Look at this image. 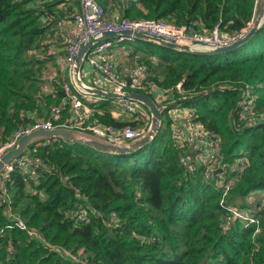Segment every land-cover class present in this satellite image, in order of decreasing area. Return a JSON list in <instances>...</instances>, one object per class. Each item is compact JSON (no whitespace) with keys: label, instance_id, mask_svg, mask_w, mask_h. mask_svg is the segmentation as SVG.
I'll use <instances>...</instances> for the list:
<instances>
[{"label":"trees","instance_id":"1","mask_svg":"<svg viewBox=\"0 0 264 264\" xmlns=\"http://www.w3.org/2000/svg\"><path fill=\"white\" fill-rule=\"evenodd\" d=\"M96 1L108 18L117 13L201 31L218 25L229 36L244 29L257 8V0ZM78 8V0H0V147L38 119L71 126L67 98L56 83L42 88V74L46 57L62 61L67 53L55 39L56 21H70ZM145 43L155 47L147 54L159 59L149 60L153 72L145 85L169 90L160 104L191 103L196 119L220 137L221 171L205 181L194 155L187 160L196 171L181 166L180 156L189 157L190 149L178 147L166 120L148 145L127 154L59 139L33 143L24 154L39 159L36 175L15 169L5 188L12 211L56 248L7 226L0 188V264H264V22L225 53L192 55ZM61 75L59 84L69 79V69ZM93 103V117L104 124L140 122L116 119L114 100ZM245 104V119H239ZM235 209L258 222L235 221Z\"/></svg>","mask_w":264,"mask_h":264},{"label":"built area","instance_id":"2","mask_svg":"<svg viewBox=\"0 0 264 264\" xmlns=\"http://www.w3.org/2000/svg\"><path fill=\"white\" fill-rule=\"evenodd\" d=\"M78 11L73 15L70 21L64 22L57 20L55 27V39L63 42L66 45L67 53L62 59L63 68L69 69V79L62 83V89L65 93V97L68 100L70 122L71 126L64 125L65 127H74L80 130L90 132L91 134L105 139L113 143H122L130 139L138 138L142 135L148 126L150 115L147 108L136 100L130 99H118L115 100L118 105V109L129 117L128 120L138 119L140 122L135 126L124 125L122 127H115L109 124H104L93 117V109L84 103L86 96L78 93L73 87L71 81L70 70L75 56L86 41L88 36H99L104 31H129L144 33L149 36L158 37L165 41L185 44L189 46H195L200 48H213L219 46L229 45L241 38L247 30L250 28L252 21L236 33L234 36H229L225 31L221 30L218 25L213 26L210 30L201 31L195 28L193 25H175L173 23L165 22L163 20L152 18H140V19H127L121 17L106 16L104 7L96 0H78ZM134 42L133 36L120 35L116 38L101 41L95 43L87 52L85 57V64H88L92 75L88 84L97 83L99 87L110 89L113 91L132 90L141 92V90L147 89L153 94V99L160 104L159 101L164 100L168 96V89L161 88L156 84L145 85L144 80L148 75V66L144 63H138L132 65L123 76H119L116 70L115 62L113 61L109 50L112 46H119L122 41ZM43 58V57H41ZM46 57L45 60H47ZM50 88V87H49ZM48 89V86L45 87ZM177 92L181 93V82L175 85ZM170 96V95H169ZM173 100V99H172ZM170 101V100H169ZM251 102V99L247 101V104ZM245 104L238 113L239 119H245L248 106ZM184 106L183 101L177 102L163 111V118L166 120L174 137L179 138L178 147L183 149V146L195 145L199 142L202 145V150H206V157L202 159V175L205 181H211L213 171L219 168L220 164V137L214 132L208 130L205 125L196 119L194 110L191 107H183L179 111L181 120L173 121L175 110L178 106ZM175 109V110H174ZM52 113L54 118H60V114L55 107H52ZM184 131H175L172 129L174 123H178ZM234 124V119L232 120ZM54 126L50 119L36 120L32 125L26 128H17L13 135L0 147V154L13 147L16 140L20 135L36 128H53ZM197 146L193 147L196 148ZM200 147V146H199ZM190 149V148H189ZM40 163L39 159L32 157L29 154H21L19 157L13 159L7 164L1 173L0 188L2 194H4L6 200L5 212L7 218H10L11 222L8 223V227L16 226L26 231V235L29 237H37L41 243H45L49 248H56L55 246L47 243L43 236L36 234L31 229L26 227L25 221L18 216L11 209L10 197L5 188V182L9 180L10 173L15 169H22L24 172L33 177L36 175L35 167ZM181 166L186 167L192 171H196L198 167L195 164L188 162L187 157L182 154L179 158ZM219 182H216L213 186L215 188ZM226 187V186H225ZM235 221L254 223L257 218L251 215L249 212L243 210H233L232 212ZM258 222V221H257ZM62 254L70 256L72 259L75 257L68 250H61Z\"/></svg>","mask_w":264,"mask_h":264},{"label":"water","instance_id":"3","mask_svg":"<svg viewBox=\"0 0 264 264\" xmlns=\"http://www.w3.org/2000/svg\"><path fill=\"white\" fill-rule=\"evenodd\" d=\"M264 22V0H257V8L252 24L247 32L235 42L219 47L200 48L185 44H176L165 41L158 37H153L139 32L129 31H104L99 36H88L86 41L79 48L70 70L71 81L73 87L78 93L94 99L100 98L105 100L130 99L136 100L143 104L150 115L149 123L145 131L138 138L130 139L122 143H113L105 139L97 137L90 132L72 127L58 126L53 128H36L23 133L18 137L13 147L6 149L0 154V178L5 166L13 159L29 150V146L33 143L59 139L65 142L82 144L95 151L106 154H127L132 153L146 145H148L158 134L163 121V111L173 104L184 100L185 98H177L162 104H158L150 95L132 90L113 91L103 87L95 86L86 83L81 77V69L83 67L85 57L88 50L95 44L101 41L116 38L120 35L133 36L135 39L143 42H151L155 45L166 47L178 52L189 53L192 55H211L225 53L234 50L246 43L261 27ZM208 93V91H206ZM65 96V94H63ZM221 171V168H216L213 173Z\"/></svg>","mask_w":264,"mask_h":264},{"label":"rangeland","instance_id":"4","mask_svg":"<svg viewBox=\"0 0 264 264\" xmlns=\"http://www.w3.org/2000/svg\"><path fill=\"white\" fill-rule=\"evenodd\" d=\"M121 46L125 47L124 49L122 48L121 53H119L121 58H122V60L125 61L124 63L128 64L129 66L134 65V64H138V63L146 64L148 66V68H149L148 69V75H147V78H148L153 72V66L149 65V60H153L154 62H157L159 60L156 52L154 53L155 55H150V54L148 55L147 54L148 52L154 51V48H155L154 45L147 44V43H145V42H143L141 40L135 39V41L132 42V43L129 42V41L124 40V41H122ZM43 65H44L45 69H44V73L42 74V79H43L42 88H43V86H44V88L47 87V86L51 87L50 82L51 83H56L57 88H59L61 90V92L63 94H65L63 89H62V84H59L61 82L60 78H63V75H64V74L61 75V71H62V69L64 67L63 63L61 61H59V60L47 59V60H44ZM84 65H85V63H84ZM56 68H59V70H61V71L57 72ZM83 68H84V66H83ZM81 71H82V69H81ZM122 71H123L122 68H120V70H118V75L119 76H123L124 75V73H122ZM91 85L97 86L98 84L95 83V84H91ZM191 99L192 98H190L188 100L191 101ZM184 100H186V99H184ZM84 103H86V102L84 101ZM190 106H191V103H185L184 106L181 105V106L176 107V110L174 109L176 114L174 115L173 121L181 120L182 118L180 116L179 111H181L183 107H190ZM113 108H115V107H113ZM113 108L111 110L114 113L117 112L119 114V111H116ZM122 113H124V112H122ZM167 114L168 113H165L163 118L165 116H167ZM125 115H127V114H125ZM96 120L99 121L98 118H96ZM168 128H171V127L168 126ZM172 129L175 130V131H178V130H182V132L184 131V129H182L181 126L179 125V122L178 123H174ZM174 140H176L177 143H179V138L174 137ZM197 144H200V143L196 142L195 145H191V146L185 145L182 150L184 151L185 148L186 149L190 148L189 157H188V154H186L187 155V159L191 158L190 156L194 155V156H192V159L195 160L198 157L200 159L197 160V162H200L202 160L203 156H204V153H206V152L204 150H202V148H203L202 145H197ZM195 146H197L196 149H195L197 151V153L194 154V150H192V149ZM199 152H201L202 154L198 155ZM257 193H260V191H257Z\"/></svg>","mask_w":264,"mask_h":264},{"label":"crops","instance_id":"5","mask_svg":"<svg viewBox=\"0 0 264 264\" xmlns=\"http://www.w3.org/2000/svg\"><path fill=\"white\" fill-rule=\"evenodd\" d=\"M116 17V16H118V14L117 13H115V14H113L112 15V17ZM122 48L124 49L125 47H123V46H121V44H119V46H112L111 48H110V50H109V54L111 55V57H112V59H113V61L115 62V65H116V70H117V73H118V70H120V68H122L123 69V71H122V73H124V74H126V72H127V70L132 66H129L128 64H126V63H124L125 61L124 60H122V58H121V56H120V54L119 53H121V50H122ZM127 49V48H126ZM127 62V61H126ZM83 66H84V68L82 67V71H81V77H82V79L86 82V83H88L90 80H91V78H92V75H91V72H90V67L88 66V64H83ZM88 98V97H87ZM85 102H86V104L88 105V104H92L93 102H95V98L94 99H90V98H88V99H85L84 100ZM93 105L95 106V104L93 103ZM111 109L113 108V107H115V108H113L114 110H116V111H119V114L117 113V112H113L112 110V114L114 115V117L116 118V119H119V120H128L129 118V116H127V115H125L124 113H122L117 107H118V105H117V102H115V100H114V103H111ZM113 106V107H112ZM196 148H193L192 150H194V153L196 152V150H195ZM204 151L206 152V150L204 149ZM207 153V152H206ZM206 153H204V156H203V158L206 156ZM202 153L201 152H199L198 153V155H201ZM202 158V159H203ZM197 160H199L200 158H196ZM197 160H195V161H197ZM200 162H202V160L200 161Z\"/></svg>","mask_w":264,"mask_h":264}]
</instances>
